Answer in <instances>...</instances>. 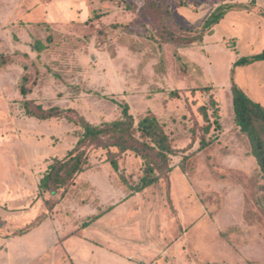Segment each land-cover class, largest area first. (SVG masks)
Wrapping results in <instances>:
<instances>
[{
  "label": "rangeland",
  "instance_id": "1",
  "mask_svg": "<svg viewBox=\"0 0 264 264\" xmlns=\"http://www.w3.org/2000/svg\"><path fill=\"white\" fill-rule=\"evenodd\" d=\"M224 3L245 9L202 40H167L169 31L195 35ZM263 49L264 0H0V53L11 55L0 66V264H74L67 241L100 204H115L104 223L116 222L110 230L133 244L126 252L138 263L264 264V178L236 125L231 89L234 62ZM24 66L28 99L44 109H73L71 117L94 124L121 118L122 103L135 123L157 116L177 150L169 178L129 195L120 175L138 181L142 159L124 153L117 172L91 145L87 169L64 197L39 196L48 165L75 146L80 127L25 113ZM234 73L264 105V60ZM203 135L212 142L200 149ZM95 222L91 238L105 227Z\"/></svg>",
  "mask_w": 264,
  "mask_h": 264
},
{
  "label": "trees",
  "instance_id": "2",
  "mask_svg": "<svg viewBox=\"0 0 264 264\" xmlns=\"http://www.w3.org/2000/svg\"><path fill=\"white\" fill-rule=\"evenodd\" d=\"M243 7L245 5L242 4H221L212 11L200 28L189 31L195 33V35L186 36L169 31L167 40L175 42L202 40L205 32L218 24L229 11ZM167 29L170 30L169 28ZM45 47L39 40L34 45V48L38 51H42ZM10 57V54L0 53V66L7 64L10 61ZM263 60L264 49L262 52L238 58L233 64L231 89L236 125L240 128V131L247 135L251 144V151L264 178V105L248 96L236 83L234 77L235 68ZM24 70L25 72L19 84V91L24 97L22 106L25 113L28 116L42 120L52 117H66L80 127L77 134L78 141L75 146L63 158H56L48 165L45 174L40 179L39 196H43L46 192L59 193L62 191V197H64L67 189L74 184L76 177L87 169L89 162L87 149L91 145H97L107 151V159L117 172L120 171V156L124 153L131 151L142 159L143 170L138 181L130 184L124 174L120 175L121 180L129 185L128 189L132 191H143L160 180L169 178V174L173 170V165L170 162L171 156L175 155L177 150L174 147L171 136L167 133L157 116L149 113L142 116L135 123V117L130 112L129 105L122 103L121 118L94 124L80 115L76 119L71 117L70 114L75 112L73 109H64L59 106L44 109L41 104L36 105L33 99H28L31 92V87L29 86L30 77L27 72L28 67L24 66ZM170 95L178 97L179 93L171 91ZM213 103H215L214 100ZM200 110L208 122L205 132L209 133L211 122L208 108L201 106ZM216 124L220 127L219 121H216ZM205 135L201 136L200 149L206 148L212 142ZM112 148H115V150ZM111 208L113 207H109L107 210ZM104 212L102 211L100 214L92 216L88 222L98 219ZM88 222L82 226H86Z\"/></svg>",
  "mask_w": 264,
  "mask_h": 264
},
{
  "label": "crops",
  "instance_id": "3",
  "mask_svg": "<svg viewBox=\"0 0 264 264\" xmlns=\"http://www.w3.org/2000/svg\"><path fill=\"white\" fill-rule=\"evenodd\" d=\"M232 4L244 5L243 3ZM240 9H245V7L239 9H232L231 11ZM133 192L134 191L130 190L129 195H132ZM109 207L113 208L107 210L109 209ZM98 208L99 209L96 213L94 211H91V213L82 217H89L88 220H90L92 216L100 214L102 211H105L104 214H102V216L98 219L92 220L90 221V223L88 222L86 226H82V228H84L79 231L77 235L78 237L76 239L71 237L67 241L69 242V248L72 251L71 254L73 256L74 264H143L136 262L133 258V260L129 258L126 249L130 246H133V244L128 245L127 239L124 237V235L117 236L114 234V231L110 230L111 227H118L115 224L116 222L108 220V223H104L106 220L105 218H107V216H109V218L111 217L112 210L115 209V204H110L107 206L100 204ZM95 221L100 223L102 222V224L105 225L103 231H101L104 235L99 234L98 236L97 234L96 237L91 238V236H88L89 233L93 232V234H96L95 230L93 231L92 229L95 228L92 226L96 224ZM120 245L122 246L120 247ZM142 262L146 263L145 260H143Z\"/></svg>",
  "mask_w": 264,
  "mask_h": 264
}]
</instances>
